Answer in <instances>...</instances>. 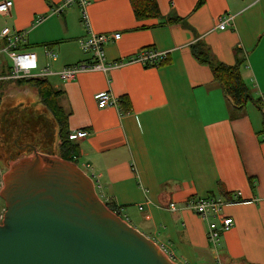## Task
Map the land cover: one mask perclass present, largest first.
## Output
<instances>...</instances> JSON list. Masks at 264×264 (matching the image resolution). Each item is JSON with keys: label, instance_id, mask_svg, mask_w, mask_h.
<instances>
[{"label": "crops", "instance_id": "1", "mask_svg": "<svg viewBox=\"0 0 264 264\" xmlns=\"http://www.w3.org/2000/svg\"><path fill=\"white\" fill-rule=\"evenodd\" d=\"M62 1L13 0L10 14L0 16L12 25L0 27L27 32L24 47L37 53L40 66L91 61L78 43L88 34L83 10L94 33L120 32L105 44V62L127 60L144 47L170 58L163 66L132 62L84 71L72 81L48 79L69 113L70 133L87 131L72 140L76 163L89 171L100 199L114 204L177 263L217 264L220 249L221 264H264L262 114L252 103L234 112L209 66L191 51L200 42L224 64L242 58V77L264 103V0H157L163 18L182 19L173 23L137 19L129 0H86L84 9L75 1L51 15ZM224 14L233 21L219 29ZM45 45L54 47L55 60L45 57ZM104 91L118 104L99 106ZM122 97L130 104L128 113L120 110ZM206 196L236 200L222 210L233 225L221 234L218 251L208 241L206 223L183 206ZM170 202L175 211L168 209Z\"/></svg>", "mask_w": 264, "mask_h": 264}, {"label": "water", "instance_id": "2", "mask_svg": "<svg viewBox=\"0 0 264 264\" xmlns=\"http://www.w3.org/2000/svg\"><path fill=\"white\" fill-rule=\"evenodd\" d=\"M3 176L0 264H175L80 167L32 146Z\"/></svg>", "mask_w": 264, "mask_h": 264}, {"label": "built area", "instance_id": "3", "mask_svg": "<svg viewBox=\"0 0 264 264\" xmlns=\"http://www.w3.org/2000/svg\"><path fill=\"white\" fill-rule=\"evenodd\" d=\"M79 2V5L84 9L87 4L86 0H63L58 3L53 9H51V15H60L63 10L74 3ZM13 7V0H0V16H7ZM83 22L86 26L87 36L80 38L78 43L82 51L89 52L91 55V61L88 63L80 62L72 65H66L60 69H54L49 63L43 66L39 65V57L34 50L24 47L25 36L27 34L24 30L11 29L8 26L0 27V55L7 58L6 61L9 66V70L5 75L0 76V80H15L22 78H39L49 79L56 77L62 81H72L76 76L84 71L102 70L107 71L113 67H118L124 63H140L143 66H155L161 59L165 58L167 52H159L151 47H144L139 49L136 53L130 56L124 61L105 62L104 46L110 40H117L120 37V32L99 34L94 33L89 29V24L86 18L85 11L82 12ZM233 16L230 14H224L219 17L217 27L219 29H225L231 25ZM45 57L55 60L57 57L54 47L51 45H45L44 47ZM6 60V59H5ZM99 106L117 105L118 100L110 95L109 92L104 91L98 94ZM87 135L86 130H79L74 133H70V140L84 138ZM94 182V181H93ZM3 178L0 179V191L3 188ZM240 195L239 192L235 193V197ZM236 201L230 199L216 198L213 196L206 197H192L188 199L184 204V208L190 210L196 214L207 225V238L210 245L217 250L220 236L223 232L227 231L233 225V220L229 216H225L222 212L224 205ZM170 211L177 209L174 202L168 204ZM4 213L0 214V223H2ZM162 248V246H161ZM162 250L175 264H187L186 262L177 263L173 255ZM217 264H221L219 259L216 260Z\"/></svg>", "mask_w": 264, "mask_h": 264}, {"label": "trees", "instance_id": "4", "mask_svg": "<svg viewBox=\"0 0 264 264\" xmlns=\"http://www.w3.org/2000/svg\"><path fill=\"white\" fill-rule=\"evenodd\" d=\"M131 8L135 17L139 20L159 18L161 22L173 23L182 22L178 17H169L167 19L161 16L157 0H129ZM202 0L199 1L200 4ZM192 54L197 61L207 64L211 70L212 77L221 86L229 107L236 113L244 110L247 103H252L262 114V129L258 133L261 142H264V103L261 97H255L253 90L247 85L242 77L240 66L243 63L242 58H237L235 63L227 65L214 59L211 53L205 46L197 42L191 46ZM5 59L4 56L0 57ZM6 62V60H5ZM170 62L169 56L161 59L156 66H163ZM149 67V66H145ZM9 70V66L2 63L0 65V76L5 75ZM7 83H28L39 94L42 102L52 113L58 124V149L60 157L64 160L75 162L78 156V147L69 139L70 131L68 128L69 113L59 104L58 99L60 91L55 90L48 79L28 78V79H15V80H0V87ZM1 96V93H0ZM120 110L122 113H128L131 110L130 104L126 97L119 99ZM109 209L119 214L117 207L112 203H105Z\"/></svg>", "mask_w": 264, "mask_h": 264}, {"label": "rangeland", "instance_id": "5", "mask_svg": "<svg viewBox=\"0 0 264 264\" xmlns=\"http://www.w3.org/2000/svg\"><path fill=\"white\" fill-rule=\"evenodd\" d=\"M6 22L5 24L8 26H12L11 23L8 20H4L3 18L0 17V25H3L2 23ZM12 28V27H11ZM1 57V55H0ZM7 62L8 59L5 58ZM5 59H0V65L3 63L6 66ZM22 79H27V78H22ZM50 80V79H49ZM0 179L3 178V176L9 171L10 167L12 164H14L16 161L22 159V156L24 157H29L33 155V151H26L23 152L22 154L18 155L17 157L12 158L11 160L8 158V149L7 145L5 143H2V140L4 138L3 135V130L7 129L9 127V124L6 122V120L9 119H14L16 120L17 123V114L24 113L25 111H28V113L35 115V116H40L43 120V125L37 126L36 124L32 123L29 121L31 126V130L36 131V134L34 135L33 133H26L27 137H25V140H28L29 138H34V143L37 146V149L42 153V154H51L53 157L61 158L59 149H58V124L53 117L52 113L50 110L47 108V106L42 102L41 97L39 96L38 92L30 86L28 83L24 84H18V83H7L6 85H2L0 87ZM59 102V99H58ZM60 104V102H59ZM16 108V114H6L5 120L3 119L2 113H4L7 110L10 109H15ZM26 108L27 110H24ZM6 113V112H5ZM27 113V112H26ZM35 125V127H34ZM16 128V127H15ZM51 131L49 137L44 136L45 132ZM31 136V137H29ZM37 136V137H35ZM70 139V138H69ZM72 141V140H71ZM72 143L75 144V142L72 141ZM35 146V147H36ZM73 164L77 165V163L72 162ZM83 171H85L83 168H81ZM87 174L89 173L88 170H86ZM89 175V174H88ZM93 179V178H92ZM236 202V201H234ZM232 203V202H231ZM228 203V204H231ZM229 209V206L224 207V209ZM225 209V210H226ZM227 209V210H228ZM5 211V203L2 197L0 196V214L4 213ZM218 251V250H217ZM168 253V251L166 250ZM217 254L222 260L224 259L223 252L220 249L218 253H216L215 259L217 260ZM226 262H231L226 259ZM233 264H237L235 261Z\"/></svg>", "mask_w": 264, "mask_h": 264}, {"label": "flooded vegetation", "instance_id": "6", "mask_svg": "<svg viewBox=\"0 0 264 264\" xmlns=\"http://www.w3.org/2000/svg\"><path fill=\"white\" fill-rule=\"evenodd\" d=\"M24 110H27V109L24 108ZM16 111H17L16 108L5 111L6 113L5 112L2 113L3 119L5 120L4 116L6 114H9V115L16 114L17 113ZM16 117H17V123H16V120L8 118L6 122L9 124V127L6 130L5 129L3 130L4 138L2 140V143H5L7 145V149H8L7 156L10 160L22 154L23 152L33 151L32 146H36V144L34 143V138H32L31 136H29L31 138H29L28 140L24 139L25 137H27L26 136L27 132L33 133L34 135L36 134V131H34V128L33 130L30 129L31 126H30V123L28 122L31 121L32 123L36 124L37 126H41V127L43 125V120L40 116L32 115L28 113V111H25L24 113H21V114H17ZM50 133L51 131H47L45 132L44 136L49 137Z\"/></svg>", "mask_w": 264, "mask_h": 264}, {"label": "bare ground", "instance_id": "7", "mask_svg": "<svg viewBox=\"0 0 264 264\" xmlns=\"http://www.w3.org/2000/svg\"><path fill=\"white\" fill-rule=\"evenodd\" d=\"M96 190V189H95Z\"/></svg>", "mask_w": 264, "mask_h": 264}]
</instances>
